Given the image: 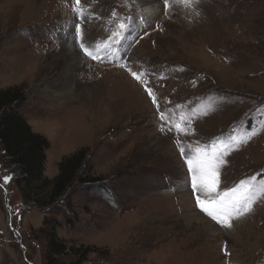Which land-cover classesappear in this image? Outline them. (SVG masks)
I'll return each instance as SVG.
<instances>
[{"label": "rangeland", "instance_id": "rangeland-1", "mask_svg": "<svg viewBox=\"0 0 264 264\" xmlns=\"http://www.w3.org/2000/svg\"><path fill=\"white\" fill-rule=\"evenodd\" d=\"M164 4L0 0V90L22 91L48 141L44 177L86 149L78 178L98 180L39 208L4 182L18 174L0 149V264H46L52 226L57 264H264V0ZM213 145L216 192L247 180L253 197L231 228L191 187L188 157Z\"/></svg>", "mask_w": 264, "mask_h": 264}, {"label": "trees", "instance_id": "trees-1", "mask_svg": "<svg viewBox=\"0 0 264 264\" xmlns=\"http://www.w3.org/2000/svg\"><path fill=\"white\" fill-rule=\"evenodd\" d=\"M22 101L23 93L20 89L0 90V149L5 161L1 162L6 167H13L6 169L7 176L18 174L15 180L10 177L7 184L14 186L26 202L45 209L63 197L75 181L84 184L96 183V179L78 178L85 163L86 149H80L70 157L62 159L57 166L58 174L52 180L44 177L46 151L50 146L43 136L32 132L18 113L17 109ZM46 239V264H57L55 257L63 255L67 248L57 238L56 226L49 228ZM75 252L76 259L71 264H82L89 250Z\"/></svg>", "mask_w": 264, "mask_h": 264}, {"label": "snow or ice", "instance_id": "snow-or-ice-1", "mask_svg": "<svg viewBox=\"0 0 264 264\" xmlns=\"http://www.w3.org/2000/svg\"><path fill=\"white\" fill-rule=\"evenodd\" d=\"M80 0H77L79 3ZM168 0H165L164 6L167 7ZM80 26H76V31L80 32ZM83 48V44L80 45ZM87 52V49H84ZM132 75L139 79L136 72ZM148 95L153 97V103L156 104L155 97L151 89H147ZM159 107V106H158ZM164 114L161 113L160 119L164 120ZM179 127V126H177ZM163 130V129H162ZM224 151L213 145L211 151H204L197 148L196 153L187 159V166L191 172V187L194 192L200 193L196 195L197 206L209 217L224 227L231 228V219L233 210L237 216L247 213L251 209L253 197L249 195V181L242 180L239 186L229 189L223 193H217L218 186V165L222 164V155ZM181 153L187 156L184 149ZM7 182L10 177L3 178ZM216 193L215 196L212 194ZM226 251V249H225Z\"/></svg>", "mask_w": 264, "mask_h": 264}]
</instances>
